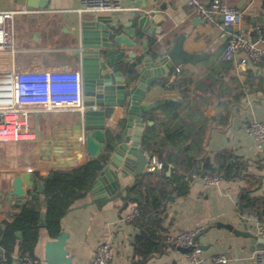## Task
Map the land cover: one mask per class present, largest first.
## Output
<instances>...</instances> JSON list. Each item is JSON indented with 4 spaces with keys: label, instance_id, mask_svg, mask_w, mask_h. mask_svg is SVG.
Here are the masks:
<instances>
[{
    "label": "crops",
    "instance_id": "obj_1",
    "mask_svg": "<svg viewBox=\"0 0 264 264\" xmlns=\"http://www.w3.org/2000/svg\"><path fill=\"white\" fill-rule=\"evenodd\" d=\"M203 1L210 3L213 0ZM122 2L128 10L116 13L122 23L137 29L140 14L147 11L137 4L144 1ZM161 2L167 4V9L159 13L164 19L158 24L162 33L156 36L143 33V38H135L134 41L138 42L137 56L144 51L142 42H147L149 50L160 43L159 49L166 52L172 39L183 33L186 34L183 42L186 52L208 53L209 56L197 66H181L180 72L175 68L148 89L144 102L163 103L147 112L142 120L145 124L142 146L143 138L151 127L157 126L162 136L166 129L175 131L188 120L187 114H191V109L197 107L208 120L206 152L213 155L225 150L245 157L249 162L248 172L261 179L260 188L253 195L263 198L264 149L258 148L247 128L253 120L264 123V63L240 65L243 59H248L244 52L233 61H222L226 38L215 24L205 23L199 18L188 6V0L158 1ZM223 3L244 10L243 25L251 39L252 35L258 36L260 30L264 32V0H223ZM43 4L47 6L42 8ZM24 7L34 13L16 16V52L0 56V71L81 70V23L96 14L78 13L82 0H0V11ZM251 64L258 68L257 72L249 69ZM173 74L178 75V84L161 85V82L172 79ZM249 79L254 84L251 89L245 86ZM241 92L243 95L237 100L235 94ZM172 104L182 105L180 116L174 120L165 116ZM84 111L83 107L75 111L34 113L29 118L35 132L34 140L0 144V223L12 214L16 202L23 203L29 198V187L23 182L19 187L15 186V180L21 174L31 173L34 181V173L46 176L57 170H71L91 158L85 150ZM106 111L105 134L109 139L120 133L126 111L120 107ZM167 141L176 145L178 138L170 137ZM164 150L168 151L170 147ZM137 182L133 176L120 178L124 195ZM247 186L245 180L223 181L206 189L200 179L194 180L189 195L167 207L163 215V235L170 240L180 232H197V244L203 248L205 264H212L211 258L215 256L225 257V264H255V255L264 250V238L258 233V227L264 223L254 216L241 217L238 214V198ZM16 192L20 194L18 197L14 194ZM91 201L89 193L76 202L61 221V235H65L63 250L66 258H70V264H92L96 249L103 242H111L115 249L110 264H136L135 237L139 228L134 222L123 220L126 209L122 208L127 198L108 203L101 209L90 204ZM220 223L250 232L258 239L237 236L224 227H218ZM55 241L57 238H52L46 228H40L34 250L40 264H46L47 247ZM18 257L17 253L13 255L12 264H19ZM143 264L193 263L172 244L166 252Z\"/></svg>",
    "mask_w": 264,
    "mask_h": 264
},
{
    "label": "water",
    "instance_id": "obj_2",
    "mask_svg": "<svg viewBox=\"0 0 264 264\" xmlns=\"http://www.w3.org/2000/svg\"><path fill=\"white\" fill-rule=\"evenodd\" d=\"M143 1V4L140 3L137 6H143L147 11L140 14L137 29L122 23L116 12L96 14L81 23L79 42L84 80L85 150L94 160L108 153L105 164L90 192L92 198L90 204H94L98 209L123 198L128 199L123 205V210L127 209L130 202H143L140 195L133 194L134 186L128 188L124 195L120 178L133 176L141 182L146 176L161 173L158 168L151 169L143 149L142 137L145 124L142 120L147 112L154 110L163 102L147 104L144 102L146 93L157 79L166 76L175 68L185 65L197 66L209 56L208 53L186 52L183 48L186 34L183 33L172 39L171 46L166 52L159 49L160 43L154 50H149L147 42H142L144 51L138 57L136 54L138 42L134 39L143 38V33L150 36L161 34L162 30L158 28V24L164 19L159 13L167 9L165 2ZM46 6L47 4H43L42 8ZM252 40L256 42L257 36L252 35ZM249 69L258 71V68L252 64L249 65ZM115 107L125 109L124 124L119 134H114L108 139L105 134V121L108 114L106 109ZM21 182L31 191L36 189L37 194L44 193V184L41 182L35 187L29 172L21 174V177L15 180V186L19 187ZM14 194L20 195L17 192ZM46 215L47 203L42 198L40 228L46 227ZM217 226L224 227L237 236L258 239L252 233L238 230L232 225L220 223ZM17 236L20 238L22 234L18 233ZM198 240L199 235L195 237L194 243L197 244ZM64 243L65 235H60L57 241L48 245L46 264H70L71 260L66 258L63 250ZM199 247L203 249L202 246ZM177 249L187 254L192 248L177 247ZM261 251L255 255V264H259L261 256H264V250Z\"/></svg>",
    "mask_w": 264,
    "mask_h": 264
},
{
    "label": "trees",
    "instance_id": "obj_3",
    "mask_svg": "<svg viewBox=\"0 0 264 264\" xmlns=\"http://www.w3.org/2000/svg\"><path fill=\"white\" fill-rule=\"evenodd\" d=\"M177 77V74H173L172 79L161 82V85L169 87L173 85L171 83L178 84ZM262 83L264 84L263 81ZM253 85L250 79L245 84L250 89ZM242 95V92L235 94V98L238 100ZM181 107L182 105L177 104L170 105L166 118H178ZM202 113L201 109L194 107L191 114H187L188 120L182 122L175 131L166 129L162 136L158 127L153 126L143 138L144 150L151 158L161 162L163 169L160 174L150 175L137 182L132 189L133 194L140 195L143 200L142 203L132 202L137 203L140 210L139 217L134 221L139 228L135 237L136 264H143L151 257L163 254L172 245L163 235V215L169 204L189 195L194 174L200 178L221 174L223 181L245 180L248 186L240 192L238 214L241 217L254 216L264 223V197L253 195L260 188V177L248 172L249 162L241 155L225 150L213 155L206 152L209 126ZM170 137L178 138L176 145L167 141ZM167 146L170 147L168 151L164 150ZM107 155L106 152L101 158H90L84 165L71 170H57L46 176L33 174L35 187L42 182L45 186L44 193L40 195L36 189L32 190L29 198L23 203L16 202L12 214L0 223V248L7 258V264H12L15 253L20 257L30 253L36 259L34 250L39 241L42 198L47 203L45 228L52 238L61 235L62 219L76 202L91 192ZM18 233L22 234L20 238Z\"/></svg>",
    "mask_w": 264,
    "mask_h": 264
},
{
    "label": "built area",
    "instance_id": "obj_4",
    "mask_svg": "<svg viewBox=\"0 0 264 264\" xmlns=\"http://www.w3.org/2000/svg\"><path fill=\"white\" fill-rule=\"evenodd\" d=\"M188 6L205 23L215 24L226 38V45L221 60L230 62L240 53H245L248 59H243L240 65L247 66L264 63V32L259 31L257 41L253 42L247 34L244 25V10L231 8L223 0L205 2L203 0H188ZM128 10L122 0H82V8L78 13H113ZM131 10V9H130ZM34 11L21 8L0 11V56L14 55L15 35L14 20L17 15L30 14ZM180 72V68H177ZM84 107V80L82 70L58 71H0V144L19 143L34 140L29 118L34 113H51L75 111ZM248 134L253 137L262 151L264 149V123L253 120L247 128ZM151 169H163V164L156 158H148ZM193 180L200 179L206 189L218 186L223 182L221 174L206 175L202 178L192 176ZM140 215L137 203L128 205L123 220L134 222ZM259 235L264 238V225L258 227ZM197 232H180L170 238L176 247L192 248L186 254L193 264H205L203 250L194 243ZM115 254L111 242L101 243L95 253L92 264H110ZM19 264H40L30 253L18 258ZM212 264H225L227 259L221 256L211 258ZM4 252L0 250V264H7ZM264 264V256L260 263Z\"/></svg>",
    "mask_w": 264,
    "mask_h": 264
}]
</instances>
